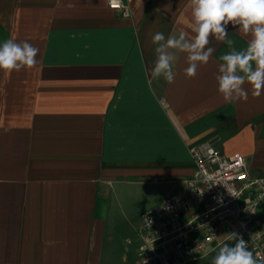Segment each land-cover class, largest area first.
Returning a JSON list of instances; mask_svg holds the SVG:
<instances>
[{"label": "crops", "instance_id": "obj_1", "mask_svg": "<svg viewBox=\"0 0 264 264\" xmlns=\"http://www.w3.org/2000/svg\"><path fill=\"white\" fill-rule=\"evenodd\" d=\"M125 1L130 16L107 0H0V43L39 49L33 68L0 70V264H141V217L139 244L115 218L143 190L145 212L183 194L194 144L241 153L264 177V94L246 83L247 101L229 103L217 90L229 46L210 37L193 78L169 49L174 81L152 79V36L193 35L190 2ZM227 32L246 48L249 36Z\"/></svg>", "mask_w": 264, "mask_h": 264}, {"label": "built area", "instance_id": "obj_2", "mask_svg": "<svg viewBox=\"0 0 264 264\" xmlns=\"http://www.w3.org/2000/svg\"><path fill=\"white\" fill-rule=\"evenodd\" d=\"M107 5L131 14L125 0H107ZM188 151L193 171L183 179L185 192L141 216L140 263L188 264L225 244L233 246L229 236L235 232L248 242L257 264H264V177L249 172L241 153L226 156L207 142Z\"/></svg>", "mask_w": 264, "mask_h": 264}, {"label": "clouds", "instance_id": "obj_3", "mask_svg": "<svg viewBox=\"0 0 264 264\" xmlns=\"http://www.w3.org/2000/svg\"><path fill=\"white\" fill-rule=\"evenodd\" d=\"M191 6L193 35L181 30L178 37H165L156 32L152 43L156 45V59L151 69L152 79L163 77L172 83L176 73L172 62L175 56L169 49L186 54L187 67L184 74L187 78L196 76L198 69L207 65L214 49L209 47L210 37L225 42L230 52L220 57L218 74V93L225 102L247 101L251 86V95L259 97L264 94V0H189ZM250 39L245 49L237 51L231 39H226L228 25ZM39 49L28 41L17 42L7 39L0 43V70L6 72L27 70L37 64ZM234 196L233 194L229 193ZM203 195V194H201ZM233 246L225 244L220 247L211 264H257L248 242L238 233H230Z\"/></svg>", "mask_w": 264, "mask_h": 264}, {"label": "rangeland", "instance_id": "obj_4", "mask_svg": "<svg viewBox=\"0 0 264 264\" xmlns=\"http://www.w3.org/2000/svg\"><path fill=\"white\" fill-rule=\"evenodd\" d=\"M136 192V191H134ZM143 194H136L135 199L130 202L131 206H125L124 210L120 211V214L116 219L115 224L122 231H126L127 234L120 233V238L123 240V243L126 241V236L133 239V241L139 244V221L141 215L149 208L148 205L152 201L151 195L148 196L147 191H141ZM125 204H127L125 202ZM220 247L216 248L214 251L206 255L204 258L196 260V263L199 264H211L214 256L218 253Z\"/></svg>", "mask_w": 264, "mask_h": 264}]
</instances>
